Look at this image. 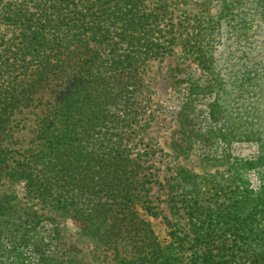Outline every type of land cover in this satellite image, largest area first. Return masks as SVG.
Returning <instances> with one entry per match:
<instances>
[{
  "label": "trees",
  "instance_id": "1",
  "mask_svg": "<svg viewBox=\"0 0 264 264\" xmlns=\"http://www.w3.org/2000/svg\"><path fill=\"white\" fill-rule=\"evenodd\" d=\"M158 1L0 0V184L20 183L24 197L69 216L113 264H184L137 208L152 181L151 148L137 137L152 114L149 69L185 41ZM196 96L184 98L181 125ZM22 129L34 134L26 144ZM251 132L239 136L258 143L248 168L264 163V129ZM262 179L253 199L213 179L176 181L189 229L174 242L188 238L192 264H264ZM14 197L0 192V226L11 211L31 221Z\"/></svg>",
  "mask_w": 264,
  "mask_h": 264
},
{
  "label": "rangeland",
  "instance_id": "2",
  "mask_svg": "<svg viewBox=\"0 0 264 264\" xmlns=\"http://www.w3.org/2000/svg\"><path fill=\"white\" fill-rule=\"evenodd\" d=\"M162 5L159 12L181 28L186 42L149 69L152 114L137 137L151 148L146 172L152 181L137 208L163 246L192 264L188 238L183 249L174 242L189 229L176 181L185 177L191 188L195 180L205 185L213 179L247 199L262 189L264 163L249 168L246 163L258 156V143L239 136L264 129V0H166ZM5 29L0 22V41ZM211 54H218L215 62ZM187 95L201 100L187 105L181 125ZM20 135L24 144L34 137L26 129ZM3 190L16 196L14 208L27 207L33 215L25 224L11 211L9 224H1L0 264H113L108 246L82 232L69 216L24 197L20 183L0 184Z\"/></svg>",
  "mask_w": 264,
  "mask_h": 264
}]
</instances>
